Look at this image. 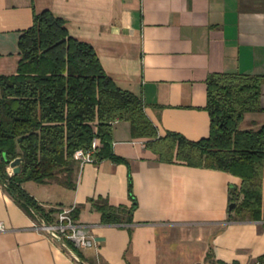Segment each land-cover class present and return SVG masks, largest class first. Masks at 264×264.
I'll return each mask as SVG.
<instances>
[{
  "label": "crops",
  "instance_id": "0c3cea01",
  "mask_svg": "<svg viewBox=\"0 0 264 264\" xmlns=\"http://www.w3.org/2000/svg\"><path fill=\"white\" fill-rule=\"evenodd\" d=\"M44 11L63 18L73 37L94 47L115 83L144 100L161 136L211 135V74L264 76V0H0V76L17 73L20 37ZM261 102L264 109V85ZM263 125L264 111L249 113L241 129ZM113 147L126 162L77 164L57 180L24 184L48 209H78L77 221L91 226L98 247L81 250L83 260L34 229L42 219L0 181V223L8 229L0 232V264L260 263L264 219L236 220L229 210L241 177L161 162L126 121L115 124ZM132 193L131 221L105 223L100 205L131 207Z\"/></svg>",
  "mask_w": 264,
  "mask_h": 264
},
{
  "label": "trees",
  "instance_id": "16d2710c",
  "mask_svg": "<svg viewBox=\"0 0 264 264\" xmlns=\"http://www.w3.org/2000/svg\"><path fill=\"white\" fill-rule=\"evenodd\" d=\"M19 48L17 73L0 76V181L33 218L50 224L59 210L44 207L24 184H45L73 172L78 164L75 153L91 150L96 139L101 144L97 162H126L113 147L115 124L126 121L133 137L146 140L161 162H182L241 177V188L231 190L232 203H238L234 218L264 219V125L259 130L241 129L247 114L264 111V76L211 74L206 107L211 135L193 141L174 132L161 136L144 100L121 89L94 47L73 37L66 21L53 12L35 15L33 26L20 37ZM17 158L23 159L22 171L11 175L9 167ZM64 184L73 187L71 182ZM131 199V207L103 202L99 208L105 223H129L137 207L133 193ZM72 217L78 220V209ZM67 243L85 260L81 250ZM260 263L264 264V257Z\"/></svg>",
  "mask_w": 264,
  "mask_h": 264
},
{
  "label": "built area",
  "instance_id": "2783aa9c",
  "mask_svg": "<svg viewBox=\"0 0 264 264\" xmlns=\"http://www.w3.org/2000/svg\"><path fill=\"white\" fill-rule=\"evenodd\" d=\"M100 147V141L96 139L91 150H79L75 153L74 159L81 169L87 164L97 163L95 155ZM11 175H13L12 172ZM74 210L75 208H60L55 222L49 224L42 219L41 223L34 224V229L48 234L53 240L63 244L72 252L74 250L67 241L72 242L79 250L97 248L98 244L95 235L91 232V226L74 220L72 217ZM7 230L6 226L0 223V232H6Z\"/></svg>",
  "mask_w": 264,
  "mask_h": 264
},
{
  "label": "water",
  "instance_id": "95a60500",
  "mask_svg": "<svg viewBox=\"0 0 264 264\" xmlns=\"http://www.w3.org/2000/svg\"><path fill=\"white\" fill-rule=\"evenodd\" d=\"M22 164H23V159L22 158H17L16 160H14L11 165H10V169L11 172L13 173V175H17L20 174L22 171ZM5 185V184H4ZM238 206V203L234 202L230 205V212H233Z\"/></svg>",
  "mask_w": 264,
  "mask_h": 264
}]
</instances>
